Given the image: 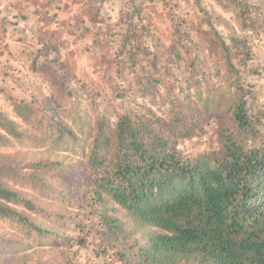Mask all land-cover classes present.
I'll use <instances>...</instances> for the list:
<instances>
[{"label":"trees","instance_id":"obj_1","mask_svg":"<svg viewBox=\"0 0 264 264\" xmlns=\"http://www.w3.org/2000/svg\"><path fill=\"white\" fill-rule=\"evenodd\" d=\"M217 2L244 33L225 36L195 0L197 14L176 17L172 34L173 44L193 51L185 57L174 47V60L160 56V32L128 0L117 21L126 26L104 33L114 49L118 106L93 102V120L73 92L71 71L63 67V77L52 64L59 48L45 37L41 71L53 77L78 130L61 117L42 119L23 98H13L14 109L45 136L0 111V146L49 139L53 150L23 166L0 158V218L58 251L64 264H78L89 246L100 264H264V64L252 43L264 40V2ZM195 33L210 41L209 50ZM194 139L199 145L188 152L183 145ZM70 150L73 159L60 155ZM7 177L48 189L62 210L21 195Z\"/></svg>","mask_w":264,"mask_h":264},{"label":"rangeland","instance_id":"obj_2","mask_svg":"<svg viewBox=\"0 0 264 264\" xmlns=\"http://www.w3.org/2000/svg\"><path fill=\"white\" fill-rule=\"evenodd\" d=\"M75 1L73 10L67 14V17L70 16L71 19L68 24H76L79 27L78 23L84 18V27H81L78 33L71 34V32L68 33L70 27L67 25L65 35L49 38L59 48V52H53L49 56L52 59V64L60 69L59 72L63 77H68L63 67L71 71L70 78L73 76L74 78L69 83L73 86V92L80 103L83 114L93 120L97 113L93 102L98 103L101 109L107 108L110 111L114 110V105L118 106V103L116 105L112 99L113 91L117 86L114 71V49L111 41L104 33L110 32L112 28L117 34L126 26L123 21L120 23L117 21L124 16L128 0ZM247 1L254 5L264 2V0ZM200 2L205 9L212 13L217 27L225 36H241L244 33L240 30L239 22L233 19L230 13L225 12L217 0H200ZM135 3L148 17L152 31L161 34V38L157 39L158 45L155 48L162 58L172 56L171 59L175 60L174 47H178L185 57L191 55L193 50L189 52L179 44L175 42L173 44L175 35L172 36V34L176 26V17H183L187 12H191L193 15L197 14L195 0H135ZM17 24L12 22L2 26V38H0V111L7 113L10 118L19 122L23 130L33 128L36 125L24 121L14 109L13 98H23L27 103H33L39 117L44 119L48 115L61 117L72 128L78 130V125L73 121L70 110L63 111L60 101L57 100V89L53 77L48 74L44 75L41 71L44 69L40 63L43 57H39L38 52L41 44L45 43L48 38L42 37L39 33L25 37L19 32L14 33L12 37L3 38L4 33L14 25L17 27ZM98 31L100 32L99 35H97ZM202 36L195 33V39L206 51L211 47V43L204 37L202 39ZM112 40L114 39L112 38ZM146 43L152 48L149 40ZM252 43L258 55L257 62L264 64V40L254 39ZM205 54L209 56L210 51ZM36 58H38L37 61H35ZM34 61L38 71L33 70ZM33 130L35 133L45 136L42 129L34 127ZM49 141L51 140L47 139L46 142L42 141V145H33L28 141L24 143L12 139L11 144L0 146V158L4 156L3 159L12 161L14 165L23 166L25 162L38 156L36 153L39 155L46 153L52 144ZM198 145L197 139H194L187 141L183 146L188 152H195ZM50 150L53 153V150ZM60 155L71 160L75 156V150L62 152ZM23 171L25 170H21L19 167V176L22 175ZM6 180L21 195L34 199L47 209L62 210L61 205L48 189L40 188L39 185L35 186L32 182H22L17 177H7ZM63 212L70 213L73 211L63 207ZM37 220L40 221V218L38 217ZM42 225L51 227L45 222H42ZM66 230H61V232L64 234ZM46 259H49L48 264H64L58 251L56 252L49 245L40 246L26 237L17 225L0 218V264H35ZM100 261L101 259L94 253L93 246L81 249L77 255L78 264H100Z\"/></svg>","mask_w":264,"mask_h":264},{"label":"crops","instance_id":"obj_3","mask_svg":"<svg viewBox=\"0 0 264 264\" xmlns=\"http://www.w3.org/2000/svg\"><path fill=\"white\" fill-rule=\"evenodd\" d=\"M80 1V0H79ZM75 0H0V38H2V26L15 23L3 35V38L21 33L25 37L39 33L45 37H60L65 35L68 23L71 22L67 14L73 10ZM22 16H26L22 20ZM83 20L75 25H69L68 33H78L81 30Z\"/></svg>","mask_w":264,"mask_h":264}]
</instances>
